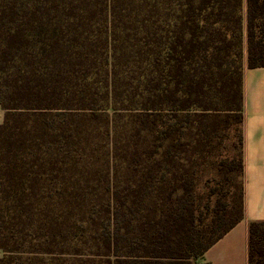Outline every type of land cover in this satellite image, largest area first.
I'll return each instance as SVG.
<instances>
[{
  "label": "trees",
  "instance_id": "16d2710c",
  "mask_svg": "<svg viewBox=\"0 0 264 264\" xmlns=\"http://www.w3.org/2000/svg\"><path fill=\"white\" fill-rule=\"evenodd\" d=\"M245 55L264 0H0V264H210L244 218Z\"/></svg>",
  "mask_w": 264,
  "mask_h": 264
},
{
  "label": "crops",
  "instance_id": "0c3cea01",
  "mask_svg": "<svg viewBox=\"0 0 264 264\" xmlns=\"http://www.w3.org/2000/svg\"><path fill=\"white\" fill-rule=\"evenodd\" d=\"M244 218L203 256L210 264H249L250 225L264 222V68L243 60Z\"/></svg>",
  "mask_w": 264,
  "mask_h": 264
},
{
  "label": "rangeland",
  "instance_id": "374dc122",
  "mask_svg": "<svg viewBox=\"0 0 264 264\" xmlns=\"http://www.w3.org/2000/svg\"><path fill=\"white\" fill-rule=\"evenodd\" d=\"M244 49L246 52V40L244 43ZM4 119V111L0 107V124ZM3 256L2 251L0 250V258ZM41 264H109V262L101 257H91L88 255L82 256H64V257H53L49 258Z\"/></svg>",
  "mask_w": 264,
  "mask_h": 264
}]
</instances>
